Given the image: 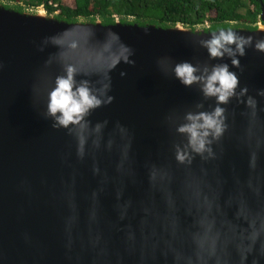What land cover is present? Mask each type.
Listing matches in <instances>:
<instances>
[{"label":"water","instance_id":"95a60500","mask_svg":"<svg viewBox=\"0 0 264 264\" xmlns=\"http://www.w3.org/2000/svg\"><path fill=\"white\" fill-rule=\"evenodd\" d=\"M88 23L98 38L115 31L134 50V64H122L111 74L112 103L89 117L92 123L107 121L103 141L114 136L117 123L130 131L131 161L119 171L117 149L108 151L103 142L90 158L77 160L72 137L43 118V95L33 91L40 77L55 69H45L44 63L57 51L48 46L40 52L37 46L74 23L48 17L44 10L29 14L0 4V264H173V249L198 220L209 223L219 238L218 259H228L227 248L231 260L239 261L231 246L243 245L256 219V202L245 183L249 145L264 140V97H257V121L242 103L226 106L229 130L222 156L203 166L197 160L194 171H207L193 178L185 196L184 170L172 159L171 146L180 139L174 126L197 104L210 108L214 101L166 69L173 62L220 63L201 46L220 29L163 28L118 18L108 25L98 19ZM227 29L251 36L253 44L264 40V3L255 29ZM230 70L250 95L264 89V53L255 47H247L239 67L230 64ZM153 163L173 169L175 181L151 185L146 165ZM259 168L264 171V150Z\"/></svg>","mask_w":264,"mask_h":264},{"label":"clouds","instance_id":"9594fccd","mask_svg":"<svg viewBox=\"0 0 264 264\" xmlns=\"http://www.w3.org/2000/svg\"><path fill=\"white\" fill-rule=\"evenodd\" d=\"M99 23V22H97ZM56 48L44 63L45 69H55L42 75L33 87L34 93L42 94L44 99L41 115L49 120L54 130H64L74 141L75 157L85 161L99 151L101 142L108 151L117 149L116 167L119 171L131 161L132 135L124 126H114V136L103 141V129L107 121L92 123V112L112 103L111 74L122 64L132 65L134 50L125 44L119 33L108 30L98 38L95 27L85 19L77 20L63 31L43 38L37 50L43 52L46 47ZM211 59L220 63L197 66L188 61L173 62L166 71L184 86L198 85L204 100H213L210 108L203 103L194 110L186 112L182 120L175 124V134L180 138L171 146L172 159L184 170L180 182L182 194L190 195L194 177L203 175L207 169L201 167L199 173L193 166L197 160L201 165L218 161L222 156L221 142L229 130L226 106L233 100L242 103L253 121L259 117L260 107L257 97H264V89H257L256 95H250L247 87H242L239 76L230 70L239 67V57L245 55L247 47H255L264 53V40L253 44L251 36H245L231 29H220L209 38L201 41ZM227 59L230 61L223 62ZM158 65L160 61L157 62ZM3 65L0 64V69ZM121 76L126 73L121 71ZM92 133L87 135L86 133ZM99 137V139L97 138ZM120 143L117 145V140ZM264 140H256L249 145V178L245 186L256 202V219L249 223L243 245L231 247L240 256L233 261L227 248L223 249L228 259H218L221 242L214 234L209 223L196 221L172 251L173 264H248V257H253L252 264L264 261V171L259 168ZM149 183L169 184L175 181V172L167 165H146ZM93 174L99 173L98 165L93 163Z\"/></svg>","mask_w":264,"mask_h":264},{"label":"trees","instance_id":"16d2710c","mask_svg":"<svg viewBox=\"0 0 264 264\" xmlns=\"http://www.w3.org/2000/svg\"><path fill=\"white\" fill-rule=\"evenodd\" d=\"M6 8L27 12L42 6L58 20L75 23L83 18L103 25L122 23L173 27L181 24L204 31L227 28L255 29L264 0H0Z\"/></svg>","mask_w":264,"mask_h":264},{"label":"rangeland","instance_id":"374dc122","mask_svg":"<svg viewBox=\"0 0 264 264\" xmlns=\"http://www.w3.org/2000/svg\"><path fill=\"white\" fill-rule=\"evenodd\" d=\"M61 1H62V3L66 4L68 6H73V4H74L73 3L74 0H61ZM0 4H2V3H0ZM41 10H44V14L46 16H48V17H52L53 16L51 14L46 13L45 9L42 6L38 7L37 9H34L32 11H27V13H29V14H37ZM194 29H197V30L199 29L200 30V29H202V27L198 26V27H195Z\"/></svg>","mask_w":264,"mask_h":264}]
</instances>
